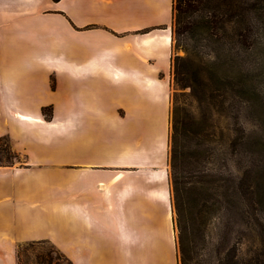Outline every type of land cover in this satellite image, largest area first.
<instances>
[{"label":"crops","instance_id":"crops-1","mask_svg":"<svg viewBox=\"0 0 264 264\" xmlns=\"http://www.w3.org/2000/svg\"><path fill=\"white\" fill-rule=\"evenodd\" d=\"M173 7L0 0V138L26 154L0 164V264L28 243L72 264H179L167 135L132 137L168 117ZM96 123L123 138L97 146Z\"/></svg>","mask_w":264,"mask_h":264},{"label":"rangeland","instance_id":"rangeland-1","mask_svg":"<svg viewBox=\"0 0 264 264\" xmlns=\"http://www.w3.org/2000/svg\"><path fill=\"white\" fill-rule=\"evenodd\" d=\"M252 33L254 39L264 42L261 24L255 23ZM201 51L203 59L196 60L194 66L200 70L199 74L194 76L190 72V86H180L175 79L173 60L176 56L185 57L186 52L177 48L173 40L168 117L162 110L155 125H146L145 132H135L137 135L132 137L151 135L153 138H149L148 144L155 145L156 138L164 140L167 135L166 165L179 264H182V253L174 174L179 180L184 219H189L185 234L187 264H218L220 259L227 261L229 256V263L234 264L237 255L239 264L255 263L256 259L264 260L261 254L264 253L261 241L264 240V48L260 55L252 58L251 72L242 76V80L226 67L218 74L212 72L206 66L209 50L202 48ZM240 54L246 58L243 52ZM238 80L242 83L238 84ZM176 114L180 120L181 155L179 166L174 169ZM44 115L49 119L52 108L45 109ZM94 126L93 141L97 146L123 138L126 127L123 123H96ZM25 158L24 152L12 148L8 137L0 138L1 165H18ZM253 219L260 225L247 223ZM231 253L236 256L229 255ZM18 256L19 264H71L49 243L21 245Z\"/></svg>","mask_w":264,"mask_h":264},{"label":"trees","instance_id":"trees-1","mask_svg":"<svg viewBox=\"0 0 264 264\" xmlns=\"http://www.w3.org/2000/svg\"><path fill=\"white\" fill-rule=\"evenodd\" d=\"M173 10V40L177 48H182L186 52L185 57L176 56L173 60L175 79L180 86H190V72L194 76L199 74L200 70L194 66L196 60L203 59V56L200 57L202 48L209 50L206 66L212 72L218 74L222 67H226L234 70L236 77L241 80L242 76L249 75L252 58L260 55L264 48V42H258L252 33L255 23L261 24L264 28V0H176ZM242 52L246 58L241 56ZM239 83L242 82L238 80ZM45 109L47 108L43 110ZM180 134V120L176 114L172 149L174 169L179 166L181 155ZM173 184L178 210L182 264H187L188 248L185 234H187L189 219H184L185 208L179 201V180L175 174ZM247 223L260 225L257 219L248 220ZM222 237L225 239L226 235ZM261 241L264 242L263 238ZM261 254L264 255L263 252ZM229 255L234 257L236 253ZM239 257L237 255V260L235 257L234 264H239ZM230 259V256L227 261L220 259L218 264H230ZM256 261L247 264H264L263 259H256Z\"/></svg>","mask_w":264,"mask_h":264}]
</instances>
